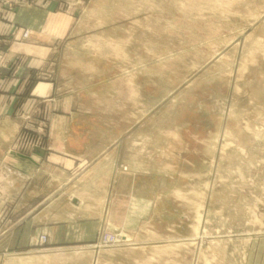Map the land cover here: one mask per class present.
Masks as SVG:
<instances>
[{"label":"rangeland","instance_id":"374dc122","mask_svg":"<svg viewBox=\"0 0 264 264\" xmlns=\"http://www.w3.org/2000/svg\"><path fill=\"white\" fill-rule=\"evenodd\" d=\"M32 9L0 36L4 82L67 84L109 117L89 129L149 135L116 187L147 206L127 232L106 219L89 264L124 243L137 259L121 264H264V0H0V20ZM13 108L6 156L22 160L47 146L50 123L43 106ZM12 168L0 169V196L4 178L25 172ZM15 210L0 201V264Z\"/></svg>","mask_w":264,"mask_h":264},{"label":"crops","instance_id":"0c3cea01","mask_svg":"<svg viewBox=\"0 0 264 264\" xmlns=\"http://www.w3.org/2000/svg\"><path fill=\"white\" fill-rule=\"evenodd\" d=\"M34 12L21 10L12 20L10 12H3L0 36L13 31L18 22L29 24ZM25 16L29 21H24ZM5 75L3 71L0 77V121H4L0 129V169L4 167L8 177L12 166L19 163L25 172L16 170L11 178H4L0 201L16 203L13 215L4 220V264H89L93 257L90 245L106 219L123 218L117 226L127 232L137 207L147 206L146 199H138L134 193L121 195L116 187L122 160L129 171L139 168L137 139L145 147L149 135L133 129H89V122H104L109 117L101 109L98 113L80 104L81 99L68 93L67 84L34 83L27 88L21 83L24 78L6 83ZM26 89L30 94L24 98L22 90ZM20 102L34 109L43 106L50 123L47 146L22 160L6 156L10 142L19 133L13 107ZM125 153L128 159L122 158ZM40 236L46 238L41 247ZM147 246L139 244V249ZM136 247L124 243L99 252L97 259L103 264L136 261Z\"/></svg>","mask_w":264,"mask_h":264}]
</instances>
